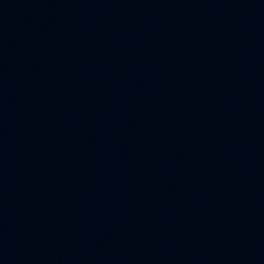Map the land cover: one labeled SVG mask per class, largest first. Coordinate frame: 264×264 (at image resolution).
I'll list each match as a JSON object with an SVG mask.
<instances>
[{
    "label": "water",
    "instance_id": "water-1",
    "mask_svg": "<svg viewBox=\"0 0 264 264\" xmlns=\"http://www.w3.org/2000/svg\"><path fill=\"white\" fill-rule=\"evenodd\" d=\"M50 0H0V60Z\"/></svg>",
    "mask_w": 264,
    "mask_h": 264
}]
</instances>
